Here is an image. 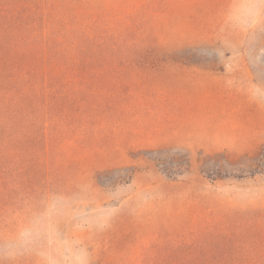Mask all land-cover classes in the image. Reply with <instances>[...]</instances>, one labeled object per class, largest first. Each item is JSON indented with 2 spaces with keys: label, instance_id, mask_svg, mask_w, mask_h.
Instances as JSON below:
<instances>
[{
  "label": "rangeland",
  "instance_id": "1",
  "mask_svg": "<svg viewBox=\"0 0 264 264\" xmlns=\"http://www.w3.org/2000/svg\"><path fill=\"white\" fill-rule=\"evenodd\" d=\"M182 9L227 16L210 41L194 38L192 54L137 77L153 106L125 120L115 139H99L94 157L74 149L60 160L31 215L0 237V263L140 264L166 242L194 250L198 227L218 233L198 239L205 252L223 253L229 240L238 252L254 246L241 237L258 234L247 222L264 216V164L249 174L264 161V0H193ZM174 155L184 159L180 172L147 159Z\"/></svg>",
  "mask_w": 264,
  "mask_h": 264
},
{
  "label": "trees",
  "instance_id": "2",
  "mask_svg": "<svg viewBox=\"0 0 264 264\" xmlns=\"http://www.w3.org/2000/svg\"><path fill=\"white\" fill-rule=\"evenodd\" d=\"M192 1L0 0L2 239L15 235L31 215L38 193L68 152L94 157L104 146L99 139H115L125 120L153 106L152 90L137 82L139 75L158 70L156 63L171 55L192 54L195 37L212 39L227 11L182 9ZM153 152L163 156V150ZM160 158L147 157L169 172L182 170L179 155ZM263 164L259 159L249 174ZM98 184L104 186L99 174ZM247 227L259 233L241 237L242 244L254 245L245 251L227 248L232 241L217 236L215 241L228 243L225 251L205 252L203 243L218 233H199L198 227L194 236L204 242L196 238L194 250L166 242L140 264H264V216Z\"/></svg>",
  "mask_w": 264,
  "mask_h": 264
}]
</instances>
